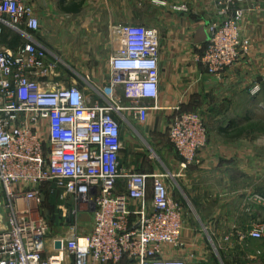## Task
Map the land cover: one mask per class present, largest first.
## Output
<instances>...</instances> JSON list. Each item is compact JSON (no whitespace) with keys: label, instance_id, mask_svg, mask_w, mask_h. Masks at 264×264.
Returning <instances> with one entry per match:
<instances>
[{"label":"built area","instance_id":"built-area-1","mask_svg":"<svg viewBox=\"0 0 264 264\" xmlns=\"http://www.w3.org/2000/svg\"><path fill=\"white\" fill-rule=\"evenodd\" d=\"M214 2L222 20L209 24L199 61L221 79L248 56L251 41L242 29L246 9L237 0ZM40 26L27 0H0V34L12 28L26 39L16 48H0V184L8 198L0 264H211L167 256L168 248L182 246L184 208L171 196L166 175L121 162L126 108L118 93L133 104L127 109L137 121L157 107L139 102L160 96L158 28L112 25L118 48L109 59V81L102 100L90 103L76 79L61 81V66L68 65L34 36ZM260 91L259 83L250 89L252 96ZM169 137L183 168L202 165L210 135L201 115L181 113ZM120 180L125 192L117 190ZM47 192H57L62 208L92 212L91 232L50 238ZM246 237L263 239L264 225L253 226ZM246 258L264 264L260 251Z\"/></svg>","mask_w":264,"mask_h":264},{"label":"crops","instance_id":"crops-1","mask_svg":"<svg viewBox=\"0 0 264 264\" xmlns=\"http://www.w3.org/2000/svg\"><path fill=\"white\" fill-rule=\"evenodd\" d=\"M27 2L37 8L41 22L48 15L41 8H53L54 13L58 10L54 15L55 21H58L56 15L58 17L63 14L68 17L76 16L83 22L110 24V32L108 28V31L101 32L99 37L88 35L92 42L100 40L102 49H106L107 58L103 63L90 64L91 70L106 72L103 80L91 83L75 80L80 84L90 103L102 100L101 91L109 81V59L118 48V40L113 38L111 31L112 25L154 23L161 36L160 96L156 102L145 101L152 106L156 103L157 107L151 108L146 120L143 121L147 127L144 138L149 142L156 141L158 147L160 143L157 138L164 136L166 132L162 130L172 125L181 113L186 112L184 107L182 108L185 100L179 97L178 87L181 84L194 86L195 94L197 91L204 103L203 117L208 119L209 116L216 124L210 129L208 145L200 153L201 166L183 168L182 159L176 150L175 154L170 149L168 156L171 157L172 173L180 178L179 181L177 179V189L195 200L196 215L203 222L204 229L217 230L222 229L224 224L238 228L236 222H231L233 215L230 216V208L236 205L237 194L250 189L249 203L248 206L245 205L250 226L264 225V127L253 126L255 118L264 121V0H237V5L246 9L242 29L243 34L251 41V51L221 79L208 74L199 61L206 49L207 40L196 41L200 30L204 28L208 36L209 24L222 20L214 0H27ZM65 7L72 9L64 11ZM138 7L151 9L149 12L139 10L133 12L130 9L137 10ZM0 37L3 38L0 48L12 49L19 46L12 45L9 35L4 34ZM63 44L66 52H79L78 49H74L73 43L66 46L63 40ZM62 61L68 65L64 59ZM255 83L260 84L261 91L252 96L250 89ZM209 109L213 115L208 113ZM165 138H168V134ZM168 139L170 140V137ZM122 159L121 155V162L124 165ZM117 190L118 192L127 190L124 180L118 182ZM171 196L182 204L172 191ZM242 206L244 207V204ZM87 213H91L93 218L92 212ZM1 219L0 228H5L8 222L5 223ZM188 229L189 227L186 230ZM259 251L262 252L264 260V250H248L245 256L255 255ZM167 253L168 257L181 259L186 257L184 248L177 250L168 248Z\"/></svg>","mask_w":264,"mask_h":264},{"label":"rangeland","instance_id":"rangeland-1","mask_svg":"<svg viewBox=\"0 0 264 264\" xmlns=\"http://www.w3.org/2000/svg\"><path fill=\"white\" fill-rule=\"evenodd\" d=\"M41 9L48 15L45 20L41 22V26L39 30L35 32L34 36L68 63V67L61 66L64 72L61 81L66 83L72 82L73 79L83 81V78L87 77L90 82H99L103 80L106 72L91 70L90 64L94 62L98 64L103 63L107 58L106 49H102L100 40L92 42L88 35L94 36V38L97 36L99 37L100 33L108 31V28V32H110V24L83 22L76 16L68 17L63 14L58 15V17L56 15L58 21H55L54 15L58 10L54 13L53 8ZM130 9L133 12L138 10L149 12L151 8L138 7L137 10L134 8ZM35 10L37 12V8H35ZM130 24L155 27L154 23ZM4 30L9 35L12 45L13 43H23L26 41L22 35L15 32L12 28H4ZM79 36H81V38H79ZM2 39L3 38L0 37V42L3 41ZM63 40H65L66 46L73 43L74 49H78L79 52H66ZM69 50L71 51L70 47ZM184 82L186 83V81ZM178 88L180 89L179 97L185 100L182 104V108L184 107L183 109L186 111L196 112L201 115L210 133V129L215 127L216 123L213 122L214 120L209 116H207L208 119L203 117L202 113L205 112L204 103L197 91L195 94V87L181 84ZM146 102H139V104L152 106L151 103ZM119 104L126 108V110L122 111L125 120L121 122L124 144L122 160L125 167L132 168L137 172L161 173L166 175V181L170 188H172L171 191L173 195L176 199L181 200L183 204L184 229L182 246L180 248L185 249L186 257L184 259L211 264H249V260L245 256L246 251L264 250V237L261 240H250L246 237L247 233L252 229V226H250V218H248L246 214V206H248L249 203L251 190L246 189L243 191L244 193L237 194V198L235 199L236 205L230 208V216L233 215L231 222H236L238 228H234L230 226V224H224L222 229L219 230L213 228L204 229L203 222L198 219L196 215V207L194 206L195 200L185 196V194L176 187L177 179L179 181L180 178L175 177V174L172 173V166L170 165L171 157L168 156L170 149L175 153V149L168 139L171 124L162 130V132L166 131L164 136L157 138V141L160 143L157 147L156 141L149 142L144 138V131L147 130V127L144 125L145 122L137 121L133 117V110L127 109L133 104L121 94L119 95ZM208 113L213 115L210 109ZM253 126L264 127V121L255 118ZM167 134L168 138H165ZM56 193H50L46 206L51 225L50 238H62L63 236L70 237L72 234L90 233L93 226L92 214L80 212L78 210L75 211L73 205L71 207L66 205L65 208H62L61 205L65 204L63 201L58 200V195ZM0 203V216L2 218L0 219L6 223L8 222V198L1 184ZM243 204L244 207L242 206ZM218 221L219 220H217V222ZM188 227L189 229L186 230ZM184 239H186V241Z\"/></svg>","mask_w":264,"mask_h":264},{"label":"water","instance_id":"water-1","mask_svg":"<svg viewBox=\"0 0 264 264\" xmlns=\"http://www.w3.org/2000/svg\"><path fill=\"white\" fill-rule=\"evenodd\" d=\"M208 36L205 32V29L203 28L202 30L199 31L198 35H197V38H196V41H205V40H208ZM56 247L57 248H61L62 247V242L61 241H57L56 242Z\"/></svg>","mask_w":264,"mask_h":264},{"label":"trees","instance_id":"trees-1","mask_svg":"<svg viewBox=\"0 0 264 264\" xmlns=\"http://www.w3.org/2000/svg\"><path fill=\"white\" fill-rule=\"evenodd\" d=\"M70 9H72V8H70V7H65L64 8V11H70ZM4 34H6V35H8L7 33H6V31L3 29V32L0 34V36H2V35H4ZM17 34V33H16ZM20 43H13V45H19ZM48 193V198H47V200H46V202H45V207L47 206V202H48V199H49V197H50V193L49 192H47ZM46 210H47V216L49 217V213H48V209H47V207H46ZM123 264H126L125 262H123Z\"/></svg>","mask_w":264,"mask_h":264}]
</instances>
